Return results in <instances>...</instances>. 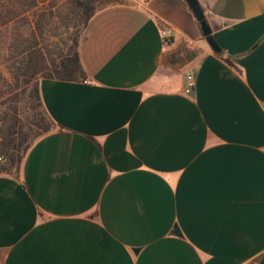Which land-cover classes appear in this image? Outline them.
<instances>
[{
	"label": "crops",
	"instance_id": "1",
	"mask_svg": "<svg viewBox=\"0 0 264 264\" xmlns=\"http://www.w3.org/2000/svg\"><path fill=\"white\" fill-rule=\"evenodd\" d=\"M198 1L220 51L186 0H127L84 30L83 80L40 82L53 128L0 173V264H264V0Z\"/></svg>",
	"mask_w": 264,
	"mask_h": 264
},
{
	"label": "trees",
	"instance_id": "2",
	"mask_svg": "<svg viewBox=\"0 0 264 264\" xmlns=\"http://www.w3.org/2000/svg\"><path fill=\"white\" fill-rule=\"evenodd\" d=\"M123 0H70L71 13L75 17L79 26V32L73 40L70 52L61 54L59 57L49 55L47 57L41 50L34 49V46L23 50L24 58L14 64L12 70L14 79L18 82L24 79L28 82H35L30 98L36 102L34 110L30 109L31 116L28 117V123H23L20 119L19 109L11 108L8 111H0V156L5 160L0 162V173L18 175L21 163L28 150L34 144H31V137L36 138L47 134L53 128V122L48 116L40 94L39 75L44 79L62 80V81H80L85 78V71L81 64L79 46L81 36L86 29L91 18L99 11L106 8L107 5L120 4ZM41 0H5L0 1V30L15 23L26 24L33 28L41 29L43 27L44 14L34 13V9L39 8ZM81 29V30H80ZM35 37L33 30L32 35ZM30 39H27V41ZM18 44L25 45L24 42L15 38ZM196 53L190 48L182 49L169 55L168 61L177 68L190 62ZM32 106V103H30ZM37 130V133H36Z\"/></svg>",
	"mask_w": 264,
	"mask_h": 264
},
{
	"label": "rangeland",
	"instance_id": "3",
	"mask_svg": "<svg viewBox=\"0 0 264 264\" xmlns=\"http://www.w3.org/2000/svg\"><path fill=\"white\" fill-rule=\"evenodd\" d=\"M0 1L5 2V0ZM41 1L39 8L33 11L38 15L44 14L45 17L41 29L35 28L36 26L33 28L35 37L31 36L33 30L26 24L22 25V23H15L0 30V111H8L17 107L23 123H28V117L31 116L30 109L32 107L34 110L36 106V102L30 98L35 82L26 84L25 80L21 79L18 82L19 86H17L12 67L24 58L23 50L25 51L26 48L31 46H34V49L41 50L47 57L49 55L59 57L61 54H67L71 50L76 33L79 32L77 21L70 12V0ZM125 2L127 0H123L121 3ZM15 38L24 42L25 45L20 46ZM27 39L30 40L27 41ZM182 49L188 50V48ZM38 79L40 85L44 78L39 75ZM30 103H32V106H30ZM1 126L2 124H0ZM35 135L30 139L31 144L44 136L36 138ZM0 139L1 143V136Z\"/></svg>",
	"mask_w": 264,
	"mask_h": 264
},
{
	"label": "water",
	"instance_id": "4",
	"mask_svg": "<svg viewBox=\"0 0 264 264\" xmlns=\"http://www.w3.org/2000/svg\"><path fill=\"white\" fill-rule=\"evenodd\" d=\"M186 2L189 5L190 10L192 11L194 17L200 24L202 33L208 42V44L214 49L215 51H220V48L218 47L216 41L214 40V37L212 35V29L210 25L207 22L206 14L204 10L202 9L200 3L198 0H186ZM176 232L178 233V230L176 229Z\"/></svg>",
	"mask_w": 264,
	"mask_h": 264
},
{
	"label": "built area",
	"instance_id": "5",
	"mask_svg": "<svg viewBox=\"0 0 264 264\" xmlns=\"http://www.w3.org/2000/svg\"><path fill=\"white\" fill-rule=\"evenodd\" d=\"M161 35H162V38H163L166 46H170L173 44L174 34H173L172 29H170L168 27L163 28L161 31ZM186 78H187V83H188L187 92L189 93L192 90H194L196 83H195V79H194L193 75L190 72L186 73ZM0 141H1V139H0ZM0 162H3V157H1V156H0Z\"/></svg>",
	"mask_w": 264,
	"mask_h": 264
}]
</instances>
